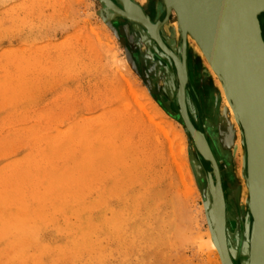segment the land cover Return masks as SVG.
<instances>
[{"label": "rangeland", "instance_id": "rangeland-1", "mask_svg": "<svg viewBox=\"0 0 264 264\" xmlns=\"http://www.w3.org/2000/svg\"><path fill=\"white\" fill-rule=\"evenodd\" d=\"M116 17L103 0H0V264H222L208 245L221 193L210 161L177 93L155 94L138 70ZM211 106L203 129L222 130L215 149L238 190L242 130Z\"/></svg>", "mask_w": 264, "mask_h": 264}, {"label": "bare ground", "instance_id": "bare-ground-1", "mask_svg": "<svg viewBox=\"0 0 264 264\" xmlns=\"http://www.w3.org/2000/svg\"><path fill=\"white\" fill-rule=\"evenodd\" d=\"M159 3L162 4L163 8H165L168 16L170 15V13H172L175 16V20L170 22L169 25H167L166 29L163 31V35L166 36V34H169L170 35L169 37L174 39H179L180 37V40H182L183 44L189 45L188 55H186L187 52L185 51L186 52L185 55L187 57V65L185 64L186 72L188 74L187 79L189 80L188 77H190L191 81L193 82V78L195 77L198 84L200 85L199 99L201 105L203 106V108L206 107V109L209 108L211 104L215 107L216 102L220 100V102L223 103L222 106L223 114H221L222 115L221 117L219 116V119H223L225 116L230 117V119H232V121L234 122V125L238 126L239 124L236 119V113L231 103V100L229 99L226 87L222 82L210 55L207 53V51L205 50L202 44V41H205L210 45V47L214 50V52L218 56L222 58H227L229 55L230 45H228L227 40L225 39L226 35H225L224 27L221 26L220 22L217 20L215 15H212L209 12H207V9L202 7L197 0H159ZM238 3L241 7V11H243L248 22H251L253 26H256V19L257 18L260 19V17L262 16L258 15V17L255 18L256 17L254 11L255 7L251 5L250 4L251 2H249L248 0H238ZM136 10L137 9H135L134 7L133 8L131 7V9L127 14H130V16H134ZM156 10L159 11V8L157 7ZM261 21H263V19ZM146 25L149 26L148 23H146ZM121 62L124 68L131 74L130 70L127 68L125 61L121 60ZM192 69L194 70V72L196 71L194 75L191 72ZM244 91H245L244 94L246 97V103L249 104L252 117L254 118V121L256 122V127L258 128L259 131L261 149H260V155L253 160L250 157H248V153L246 152V150L242 155L243 159L241 161V170L239 171V177L242 179L244 183L243 184L244 187L241 186L243 190L242 193H241L242 191L241 188H239L240 191L238 189L235 195H237L236 196L237 202H239L241 205L244 206L246 205L243 204L242 202L244 199V202L246 201L248 205H253V207L255 208L258 207L259 210H263L264 209V93L260 90H256L253 87V85H251V83L245 85ZM141 92L143 96L147 97V99L151 101L145 89H142ZM213 106H211V108H213ZM141 107L142 110L145 109V106H141ZM233 130H238V128ZM195 139H196L195 144H197L199 149L201 151L203 150L204 152L207 151L206 145L208 143L204 135L197 131V135ZM220 145L221 144L219 143L218 147H220ZM180 150L182 152H185L184 143L179 148V151ZM238 180L239 182H241L240 179ZM222 196L223 195L220 193L219 195L220 201H218L216 205V211L220 216L224 214V199ZM250 199L252 200L253 204L250 203ZM248 205H246L245 207H248ZM242 227H243V231H242L243 238L242 241L239 242V245L241 247L243 257L241 256L242 260H238V261L239 264H251L250 240L248 237L249 235L247 234V230L249 227L247 224H244ZM208 245L213 251L215 255V259L218 262L219 259L221 258L217 246L215 245L212 239L208 242ZM257 257H258L256 258L257 261H253L254 262L253 264H257L259 262V255Z\"/></svg>", "mask_w": 264, "mask_h": 264}, {"label": "water", "instance_id": "water-1", "mask_svg": "<svg viewBox=\"0 0 264 264\" xmlns=\"http://www.w3.org/2000/svg\"><path fill=\"white\" fill-rule=\"evenodd\" d=\"M103 1L107 2L113 10L120 13L122 16L130 20H135L130 14L116 10L107 0ZM197 1L202 7L207 9V12L215 15L221 26L224 27L225 39L228 45H230L227 58L218 56L205 41H202V44L210 55L226 87L229 99L236 113L237 122L242 130L245 150L248 153V157L253 160L260 155V135L256 127V122L252 117L249 104L246 103L244 90L245 85L251 83L256 90H260L264 93V39L262 37L260 22L257 18L258 15L264 13V0H248L251 2L250 4L255 7V18H257L256 26L248 22L243 11H241L238 0ZM159 43L165 52L171 56L175 65L177 64L176 69L179 75V87L177 92L179 113L183 119L185 128L191 134L194 141H196L195 137L197 135V130L189 119L185 105L187 72L184 53L183 62L180 63L179 59L171 53V51L166 49L161 42ZM197 148L210 161L211 168L217 175L216 162L208 145H206L207 151L205 152L203 150L201 151L198 146ZM219 195L217 197L214 195L215 201L213 207L216 213L213 215V218L215 219V228L211 229V237L217 246L222 264H233L227 246L224 214L220 216L216 211L217 202L220 201ZM250 203L253 204L251 199ZM250 206L249 211L252 215V223L248 228L247 234L249 236H247L250 240L251 264L254 263L253 261H257L256 258H258V255V263L264 264V209L259 210L258 207L255 208L253 205Z\"/></svg>", "mask_w": 264, "mask_h": 264}, {"label": "flooded vegetation", "instance_id": "flooded-vegetation-1", "mask_svg": "<svg viewBox=\"0 0 264 264\" xmlns=\"http://www.w3.org/2000/svg\"><path fill=\"white\" fill-rule=\"evenodd\" d=\"M107 1L119 12L128 13L131 7L137 9L134 13V16H132L136 21L133 20L132 23H130L122 19V15L117 12L118 14L116 13V21H114L113 24L118 27L119 34L120 36H122L126 46L128 47L132 59L134 60L138 70L142 73L143 77L150 84L153 92L155 94H162L163 90L167 88L170 94L176 95L178 90V82L175 78V63L171 56L164 51L159 43L161 42L163 46L171 51V53H173L181 63L183 62V43L177 41V39L171 40L172 38L163 35V31L166 29L167 25H169L170 22L174 21L172 20V16L169 15L167 17V13L159 3V0H123L125 6L122 7L117 2V0ZM157 7L159 8V11L156 10ZM263 16L264 15H262V19ZM142 20H144L145 22ZM118 21H121V23L119 24ZM146 23H148L149 26H147ZM185 51L187 52H185L186 55H188L189 45L187 44L185 47ZM161 60L163 61V63H160ZM185 64L187 65V57L185 59ZM188 78L189 80L187 79L185 85V105L187 114L195 129L204 135L208 143L207 145H209L208 147L216 162L217 175L213 170L211 171L209 169V163H206L201 159V163L204 165L207 172H212L211 176L213 178L214 189H216V191L220 189L221 194L223 195L222 197L224 199L225 206V232L228 250L233 264H239L238 260H241V256L239 255L241 253V247L236 239V232H240L239 234L241 235L242 226L245 224V219L242 217L243 209L241 207V204L236 200L237 195L235 194L237 192V183L235 182L237 180L235 179V176H233V173L231 171L232 169L230 168V162L227 154L222 149H220V152L217 153L215 149V144H219L218 137L219 134L223 133L222 130H220L218 127H213V129L211 130L207 124L205 129H203L204 124L202 123L201 116L199 114V110L202 105L199 99V95L196 92V88L194 86L195 84L191 81L190 77ZM190 104H193V106H195L197 110L199 109L197 111V121H195L193 118L189 106ZM208 109L209 108L205 109L208 121L210 123H216V119L212 118V115ZM229 187H231V191L229 190ZM231 211L232 214L234 213L236 217L233 216L231 218L229 216ZM239 223L240 225L238 226L240 227H237V224ZM230 231L233 235H229ZM235 244L237 245V250H235Z\"/></svg>", "mask_w": 264, "mask_h": 264}]
</instances>
